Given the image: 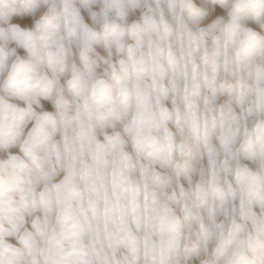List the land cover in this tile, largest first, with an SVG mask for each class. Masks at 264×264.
<instances>
[{"label":"snow or ice","instance_id":"1","mask_svg":"<svg viewBox=\"0 0 264 264\" xmlns=\"http://www.w3.org/2000/svg\"><path fill=\"white\" fill-rule=\"evenodd\" d=\"M0 264H264V0H0Z\"/></svg>","mask_w":264,"mask_h":264}]
</instances>
